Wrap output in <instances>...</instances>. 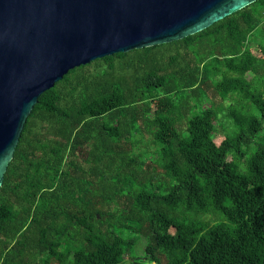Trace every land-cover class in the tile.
<instances>
[{"label": "trees", "instance_id": "obj_1", "mask_svg": "<svg viewBox=\"0 0 264 264\" xmlns=\"http://www.w3.org/2000/svg\"><path fill=\"white\" fill-rule=\"evenodd\" d=\"M261 26L257 0L42 93L0 188V264H264ZM127 232L146 239L144 259Z\"/></svg>", "mask_w": 264, "mask_h": 264}, {"label": "water", "instance_id": "obj_2", "mask_svg": "<svg viewBox=\"0 0 264 264\" xmlns=\"http://www.w3.org/2000/svg\"><path fill=\"white\" fill-rule=\"evenodd\" d=\"M257 0H0V188L39 97L73 68L182 39Z\"/></svg>", "mask_w": 264, "mask_h": 264}, {"label": "rangeland", "instance_id": "obj_3", "mask_svg": "<svg viewBox=\"0 0 264 264\" xmlns=\"http://www.w3.org/2000/svg\"><path fill=\"white\" fill-rule=\"evenodd\" d=\"M249 45L252 46H263L264 47V26L259 27L255 32H254V37L252 39L249 40ZM260 76H264V71H261L258 73ZM233 102H236L238 105L242 102L240 99L237 100H232ZM206 105L210 106L211 105V100H206L205 101ZM228 103V102H227ZM227 103H225V105H228ZM245 107L247 110L249 111H255L253 105H251V103L246 102L244 103ZM227 112V109H226ZM216 127H217V132L219 133H231L233 130V122L230 118H222L221 120L216 122ZM263 132H264V128H263ZM141 138V147L143 148L142 150L144 151H148L150 152L153 148V143H152V137L150 135L149 132L145 133L144 136L142 135ZM144 172H141V176L144 178L147 177H151L154 176V171L152 169H144ZM126 236H128V238H130L132 241H134V248H135V252L137 257L139 258H145V245H146V239L143 236L140 235H134L132 237V235H130L128 232L126 233Z\"/></svg>", "mask_w": 264, "mask_h": 264}]
</instances>
